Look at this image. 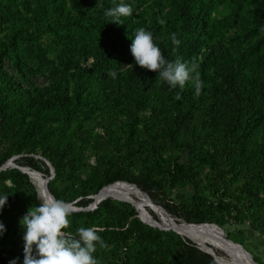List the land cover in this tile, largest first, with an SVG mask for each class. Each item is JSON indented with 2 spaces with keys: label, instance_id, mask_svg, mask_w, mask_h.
<instances>
[{
  "label": "trees",
  "instance_id": "16d2710c",
  "mask_svg": "<svg viewBox=\"0 0 264 264\" xmlns=\"http://www.w3.org/2000/svg\"><path fill=\"white\" fill-rule=\"evenodd\" d=\"M119 3L133 13L115 24L104 13ZM139 28L166 60H195L199 95L192 81L170 88L135 64ZM10 159L45 177L48 161V190L77 207L118 181L157 204L189 186L184 209L172 199L159 205L187 223L218 225L241 245L231 223L264 238V0H0V167ZM30 180L18 168L0 171V197L8 196L0 264H23L20 220L41 202ZM137 215L107 199L72 212L64 231L101 229L108 247L96 244L99 264H217L190 238Z\"/></svg>",
  "mask_w": 264,
  "mask_h": 264
},
{
  "label": "clouds",
  "instance_id": "9594fccd",
  "mask_svg": "<svg viewBox=\"0 0 264 264\" xmlns=\"http://www.w3.org/2000/svg\"><path fill=\"white\" fill-rule=\"evenodd\" d=\"M132 13L130 4L119 3L106 10L104 15L112 18V23L122 24L121 18L129 17ZM158 22L164 23L163 20ZM171 40L177 47L181 43L175 33L172 34ZM175 51L176 48H173V53ZM130 53L137 66L157 73L159 79L166 82L170 88L179 87L183 90L186 83L192 81L196 94H200L203 84L197 71L199 65L195 60H166L154 43L151 32L144 28L137 29L131 40ZM176 98H180L179 93ZM7 199L6 195L0 197V209H3ZM40 200L39 206L30 207L20 220L25 229L23 264H99L93 256L96 244L99 243L101 248L108 247L97 234L101 229L79 227L75 235L64 231L70 226L68 217L72 214V205L51 195L42 194ZM5 230L4 224L0 223V235ZM10 264H16V261H11Z\"/></svg>",
  "mask_w": 264,
  "mask_h": 264
},
{
  "label": "bare ground",
  "instance_id": "6f19581e",
  "mask_svg": "<svg viewBox=\"0 0 264 264\" xmlns=\"http://www.w3.org/2000/svg\"><path fill=\"white\" fill-rule=\"evenodd\" d=\"M29 175L40 196H48L44 188L43 177H40L29 169ZM30 180V181H31ZM101 199H113L119 202L130 203L135 207L142 219L155 226L168 229L175 228L180 235L193 240L197 246L212 252L214 257L221 264L232 262L233 264H259L254 259H250L249 255L242 252L238 246L230 245L224 239L222 231L213 225H203L200 227L188 226L183 221L171 217L163 208L155 204L141 190L127 183L117 182L103 188L100 192ZM154 211L160 216L161 222H158L149 211ZM177 222L173 223V222ZM176 225H180L179 227ZM192 241V242H193Z\"/></svg>",
  "mask_w": 264,
  "mask_h": 264
},
{
  "label": "rangeland",
  "instance_id": "374dc122",
  "mask_svg": "<svg viewBox=\"0 0 264 264\" xmlns=\"http://www.w3.org/2000/svg\"><path fill=\"white\" fill-rule=\"evenodd\" d=\"M92 161L93 160H91V162ZM32 171L35 173L34 170H32ZM38 176L41 178L40 175H38ZM32 183H33V181H32ZM33 185L35 186L34 183H33ZM35 188L37 189L36 186H35ZM37 192L39 193L38 189H37ZM192 194H193V188L192 187L181 186V187L174 189L171 192V194L169 195L170 198L159 196L158 197V203L163 205L164 203H167L172 199L174 201L173 205H175L176 207H180L181 209H184L189 204V201H190ZM154 203L157 204L155 201H154ZM159 204H157V205H159ZM162 210L165 212L164 209H162ZM149 213H153L155 216H158L160 218V216L157 215L152 210H150ZM171 217L175 218L173 215H171ZM176 219H177V217H176ZM178 219H181V218H178ZM177 222H179V221H176L173 223L178 224ZM226 230L232 234V238L238 237L239 239L243 240V247L254 256V259L257 262H259V264H264V238L261 235H259L255 231H253L248 225L236 226V225L231 223L228 227H226ZM239 231L241 233H239ZM24 232H25V229L20 225L19 236H20V241H22V242H23ZM180 237H182V236H180ZM183 238L186 239V237H184V236H183Z\"/></svg>",
  "mask_w": 264,
  "mask_h": 264
},
{
  "label": "water",
  "instance_id": "95a60500",
  "mask_svg": "<svg viewBox=\"0 0 264 264\" xmlns=\"http://www.w3.org/2000/svg\"><path fill=\"white\" fill-rule=\"evenodd\" d=\"M45 163H46V165H47V167H48V169H49L50 176L45 177L42 173H40V172H38V171H35V173H37L38 175H40L41 177H43L44 188H45L46 193H47L48 195L53 196V195L50 193V191L48 190L47 184H48L49 180H51V179L54 178V175H55V173H54V168H53V166H52L48 161H45ZM6 168H18L22 173L28 175V177L30 178V175H29V169H28V168L17 167V166L13 163V159H10V160L7 161L5 164H3V165L0 167V171H1V170H4V169H6ZM30 179H31V178H30ZM118 182H123V183H127V184H129V185H132V186L136 187L137 189L141 190L143 193H145V194L148 195V193H146L145 191H143L141 188H139V187H138L137 185H135V184H132V183H129V182H126V181H118ZM115 183H117V182H115ZM110 185H111V184H110ZM108 186H109V185H108ZM103 188H105V187H103ZM103 188H102V189H103ZM102 189H101V190H102ZM101 190H100L96 195L90 197V199H92V202H91L87 207H77V206L74 205V203H70V204L72 205V212H79V211H93V210H95V209L97 208V206L100 204V202H102V201H104V200H107V199H103V200L101 199V198H102V197L100 196V192H101ZM150 198H151V197H150ZM151 199H152V198H151ZM132 206H133V205H132ZM134 208H135V207H134ZM135 210H136V209H135ZM136 211H137V210H136ZM170 214H171V213H170ZM171 215H172V214H171ZM137 217H138V218L140 219V221H142L144 224H147V225H149V226L152 227V228H156V229H159V230H161V231H172V232L176 233L177 235L181 236L180 233H179V231L176 230L175 228L162 229V228H159V227L155 226L154 224H151V223H148V222L144 221V220L142 219V217H141L139 214L137 215ZM174 217H175V216H174ZM175 218H176V217H175ZM177 219H178V218H177ZM179 220L183 221V223H185L186 225H188V226H192V227H200V226H203V225H213V226L219 228V229L222 231L223 235H224V239H225V241H227L230 245L238 246L242 252H245V254L249 255L250 259H251V258H252V260L254 259V256H253L249 251H247V250L243 247V245H241V244H239V243H236V242H233L231 239H229V238L227 237V234L225 233V231H224L221 227H219L218 225H215V224H208V223H203V224H191V223H187L186 221H184V220H182V219H179ZM176 226L179 227L180 225H176ZM189 241H191V240H189ZM191 242H192V241H191ZM192 243H193L194 245H196L194 242H192ZM196 246H197V245H196ZM197 248H198L200 251H202V252H204V253L210 255V256L214 259V261H215L217 264H221V263L217 260V258L214 257V255H213L212 252H209V251H207L206 249H203V248H201V247H199V246H197ZM227 264H233V263H232V262H229V263H227Z\"/></svg>",
  "mask_w": 264,
  "mask_h": 264
}]
</instances>
